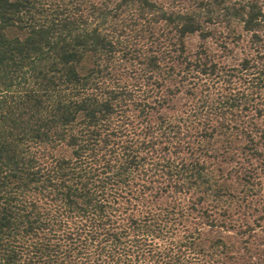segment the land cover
Segmentation results:
<instances>
[{
    "label": "trees",
    "instance_id": "16d2710c",
    "mask_svg": "<svg viewBox=\"0 0 264 264\" xmlns=\"http://www.w3.org/2000/svg\"><path fill=\"white\" fill-rule=\"evenodd\" d=\"M0 264H264V0H0Z\"/></svg>",
    "mask_w": 264,
    "mask_h": 264
}]
</instances>
